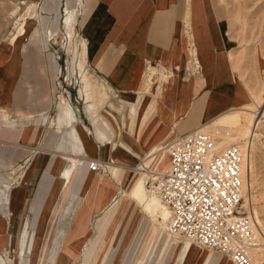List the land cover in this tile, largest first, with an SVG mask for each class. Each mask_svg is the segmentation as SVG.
<instances>
[{"label": "crops", "instance_id": "crops-1", "mask_svg": "<svg viewBox=\"0 0 264 264\" xmlns=\"http://www.w3.org/2000/svg\"><path fill=\"white\" fill-rule=\"evenodd\" d=\"M90 2L81 28L86 45L81 81L83 90L92 89L83 73L87 65L110 97L105 103H98L99 97L94 103L70 100L74 110L68 106L61 118L50 90L61 59L45 50L58 31L61 0H0V261L5 264L8 258L17 263L16 251L21 264L55 262L59 251L76 264L101 218L100 230L102 223L109 225L101 243L106 245L125 216L117 219L121 204L133 200L148 215L139 200L142 175L117 197L124 170L143 161L148 167L156 150L214 125L247 102L246 85L230 59V23L220 0ZM45 31L53 40L46 41ZM192 58L198 71L190 67ZM148 73H154L149 87ZM97 104L94 114L90 109ZM89 160L105 165L106 172L90 170ZM93 246L87 247L84 264H98L102 253ZM144 250L138 258H146L150 248Z\"/></svg>", "mask_w": 264, "mask_h": 264}, {"label": "rangeland", "instance_id": "rangeland-1", "mask_svg": "<svg viewBox=\"0 0 264 264\" xmlns=\"http://www.w3.org/2000/svg\"><path fill=\"white\" fill-rule=\"evenodd\" d=\"M220 1L227 9L230 23V59L233 68L236 73H238L242 82L246 85L247 102H252L253 100L257 103H261L257 101V98L264 95V0ZM90 7V0H61V7L58 12V31L55 37L53 34L54 40L49 42L45 47L46 51L54 52L56 56L61 59L59 79L56 81L55 88L52 87L50 89L51 96L54 98L55 103L57 104L59 102L58 108L61 118L67 117L66 108L72 106L70 100L76 102L82 97L80 90H83L84 84L81 81L82 71L80 69V63L84 41L82 40L81 28ZM67 8L75 13L76 34L73 40L69 39L68 32L64 28ZM32 15L33 11L30 16ZM45 34L46 41H48V38H50V40L53 39L50 37V34H47V31H45ZM193 50L192 48V57ZM196 66V58H192L190 67L196 70ZM83 73L87 76L89 85L94 92L98 94L104 92L103 87L105 86L99 84V81L88 71L87 65ZM153 76L154 73H148L147 75L148 87L153 83ZM166 77L167 76L164 75L162 81L163 79L166 80ZM148 91H150V89H148ZM106 95V100L104 101L98 98V103H105L108 97H110V91L108 89L106 90ZM254 97L256 98L254 99ZM98 108L99 105L97 104V111ZM72 109L74 110L73 106ZM135 110L134 108V112ZM258 114L260 116V118H258L261 119L264 115V103L259 108ZM216 124H218V122H216L215 125ZM256 130L259 137L255 141L251 155L252 164L254 166L253 180L256 197L252 200L254 203L253 212L259 223L261 221L260 226L264 229V119L261 120L260 123L258 122ZM206 131L210 132L216 138L221 139V142L229 136H237L235 132L228 129L217 131L213 129ZM167 145H169V143H167ZM167 149H169V147ZM167 153L168 151L163 154L161 153V155H155L154 157L156 158L148 167L152 171H158L159 167L162 168L161 171L166 170L170 162ZM143 163L144 161L141 164ZM136 168L135 166L130 170H124L125 175L122 177L121 183L123 190L117 197L121 196L125 188L131 186V183L139 174L141 175L139 169ZM123 215L125 216L120 222L119 229L116 233H113L115 236L112 241V249L109 253L113 252L104 264H133L136 258L138 260L137 264H201L205 259L206 260L202 264H222L224 260H229L224 255L214 253L205 248H200L196 244L185 239H182L183 241L180 246L172 244L173 236L169 235V231H167L165 235L161 232H156V228H158L160 222L159 218L149 214L146 215L142 211V208L136 205L133 200L121 204L117 219L119 220ZM102 219L103 218L99 219L97 228H95V236L86 245L82 252L81 260L76 264H84V255L87 247L94 243L93 250L97 252L100 244L104 241L103 238L109 230V225L107 223H102L101 226L103 227L100 230L99 226ZM169 223L170 221L166 223L168 227ZM156 234H158V237L157 240H154L153 236L155 237ZM35 239V235H33L30 242H34ZM147 247H149L150 250L146 258H138L137 256L140 254L142 255L141 257L144 256V249ZM16 255L17 263L15 260L8 258L9 264H21L18 259L20 256L19 251H16ZM55 262L56 264H70L69 260L66 259L60 251ZM55 262L49 261L48 264H55ZM1 263L5 264L4 261H0V264ZM87 264L91 263L89 262Z\"/></svg>", "mask_w": 264, "mask_h": 264}, {"label": "built area", "instance_id": "built-area-1", "mask_svg": "<svg viewBox=\"0 0 264 264\" xmlns=\"http://www.w3.org/2000/svg\"><path fill=\"white\" fill-rule=\"evenodd\" d=\"M218 144L210 133L194 130L169 143L168 171L136 167L148 173L149 193L171 208L170 233L224 255L233 264H254L252 251L264 244V231L253 200L245 202L243 197L245 152L238 145L217 152ZM87 163L92 171L106 172L97 160Z\"/></svg>", "mask_w": 264, "mask_h": 264}, {"label": "bare ground", "instance_id": "bare-ground-1", "mask_svg": "<svg viewBox=\"0 0 264 264\" xmlns=\"http://www.w3.org/2000/svg\"><path fill=\"white\" fill-rule=\"evenodd\" d=\"M66 12H67V14H66V18L64 19L65 20L64 21V25H65L64 28L68 32L69 39L73 40L74 34H75V15H74L75 13L69 9H66ZM67 32H66V34H67ZM50 37L53 38V34L50 33ZM48 39L50 40V38H48ZM51 40H53V39H51ZM82 56H83V58L81 59L80 69H82V67H83L82 62H83L84 58L86 57V45L85 44L83 45ZM81 95L86 101H88L90 103H94L97 97L103 99L104 101L106 100L105 94H101V93L98 94V93L94 92L93 89H89L87 87H85L84 90L81 91ZM251 98H252V96H251ZM255 98L256 97H254V99ZM257 101H260L261 103H257L253 100H252V102H247V103L243 104L241 107L231 109L229 112H227V113L223 114L221 117H219L218 121H217L218 124H216V125L214 124V126L205 125V126L197 129V130H200L203 132H208L206 130H213V129L216 131L222 130V129H224V130L228 129V130H231V131L236 133L237 136H229L223 142L220 141L221 139H218L219 144H218L217 152H220L225 147H228L231 145H238L245 152V161H244V166H243L244 167L243 197L245 199V202H249L251 199H254L256 197L255 196V192H256L255 191V184H254V180H253L254 166L252 164V159H251L252 156L251 155H252V151H253V148L255 145V141L259 137V134L257 133V130H256V128L258 127V122L260 123V121L264 119V115L261 117V119H259L260 116L258 114L259 108L264 103V95L258 97ZM90 110L94 114H96V112H97L96 109H94V108H91ZM208 133H210V132H208ZM167 148H168V146L156 150L154 152V155L155 154L161 155V153L163 154L164 152L168 151ZM82 162L79 161V163H82ZM74 167H76L75 164H74ZM169 168H170V162H169L166 170H164V171L158 170L157 172H163L164 173V172L168 171ZM68 170H70V169H68ZM139 171H140V169H139ZM140 173L142 175L143 180L140 181V184H139V189H138V192L140 193L139 200H141V199L144 200L143 201V207L149 215L159 218L160 222L158 224V228H156V232L157 233L161 232L164 235L167 233V231H169V233H170V223H169V227L166 225V223H168L169 221L171 222L172 210L170 207H168L166 204H164L162 202L161 198L157 194L149 193L147 185H146V182L148 179V176H147L148 173L143 172V171H140ZM112 215H113V212L110 214L107 221H109V219L111 218ZM260 223H261V221H260ZM260 223L258 221L259 226H260ZM118 229L119 228L115 229V232H117ZM261 229L264 231V229L262 227H261ZM169 235L173 236L172 244L177 245V246H180L181 242L183 241L182 239H185V238L180 237V236H175L172 233H170ZM114 236H115V234H113L110 242H108L106 245L101 244V247L98 251L102 254H101V257L99 259H97L98 264H104L108 260V258H110L113 251L111 253H109V252L112 249V241H113ZM185 240L194 243L193 241H191L189 239H185ZM194 244H196V243H194ZM196 245L199 246L200 248L204 249V247H202L198 244H196ZM214 253H216V252H214ZM252 258H253L254 264H264V244H262L260 247H258L252 251ZM228 259L230 262H232V260L230 258H228Z\"/></svg>", "mask_w": 264, "mask_h": 264}]
</instances>
